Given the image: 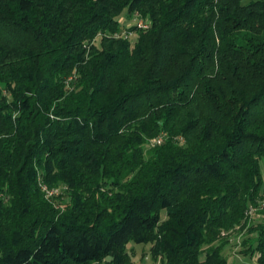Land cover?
I'll return each instance as SVG.
<instances>
[{
  "label": "trees",
  "instance_id": "obj_1",
  "mask_svg": "<svg viewBox=\"0 0 264 264\" xmlns=\"http://www.w3.org/2000/svg\"><path fill=\"white\" fill-rule=\"evenodd\" d=\"M263 162L264 0H0V264H264Z\"/></svg>",
  "mask_w": 264,
  "mask_h": 264
},
{
  "label": "rangeland",
  "instance_id": "obj_2",
  "mask_svg": "<svg viewBox=\"0 0 264 264\" xmlns=\"http://www.w3.org/2000/svg\"><path fill=\"white\" fill-rule=\"evenodd\" d=\"M123 18H124V16L121 17V20H123ZM133 21H134V19L129 20L127 22V24L128 23L130 24ZM263 176H264V162H263ZM51 196H56V198L53 201H55L56 205L60 206V208H63V206H64L61 203L68 201V199L65 198V193L62 190V187L59 188L58 194L51 195ZM253 216H255V214H252L251 218ZM254 219H256V222H257V221L262 220L263 218L258 217V218H254ZM245 232L246 231L238 230L236 235L231 240L229 248L227 249L228 264H255L256 263L255 259H250L248 256L242 254V250H244L242 242L244 239V233ZM132 247H134L135 251H133ZM129 248H130V251L135 252L134 254H135L136 264H163L161 260L155 261L151 257L150 244H137L135 242H131L128 249Z\"/></svg>",
  "mask_w": 264,
  "mask_h": 264
},
{
  "label": "built area",
  "instance_id": "obj_3",
  "mask_svg": "<svg viewBox=\"0 0 264 264\" xmlns=\"http://www.w3.org/2000/svg\"><path fill=\"white\" fill-rule=\"evenodd\" d=\"M135 25L139 28H147L148 27V22L144 21L143 19H136L134 20L132 23L129 24V26ZM162 137H158L156 139L153 140L154 143H161L162 142ZM45 190L47 191L48 195H55L58 194L59 190L58 189H53V190H49L46 187H44ZM257 211H264V197L259 201L258 205L256 206H251L249 209V213L250 215L252 214H256Z\"/></svg>",
  "mask_w": 264,
  "mask_h": 264
},
{
  "label": "crops",
  "instance_id": "obj_4",
  "mask_svg": "<svg viewBox=\"0 0 264 264\" xmlns=\"http://www.w3.org/2000/svg\"><path fill=\"white\" fill-rule=\"evenodd\" d=\"M100 264H105V263H100Z\"/></svg>",
  "mask_w": 264,
  "mask_h": 264
}]
</instances>
